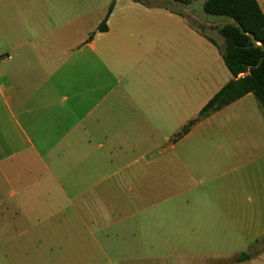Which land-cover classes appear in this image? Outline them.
<instances>
[{
	"label": "rangeland",
	"instance_id": "1",
	"mask_svg": "<svg viewBox=\"0 0 264 264\" xmlns=\"http://www.w3.org/2000/svg\"><path fill=\"white\" fill-rule=\"evenodd\" d=\"M204 1L182 6L147 0L144 7L183 14L207 36L219 38L223 49L218 28L224 21L206 15ZM111 4L115 28L100 37L97 27ZM69 7L91 20L83 45L97 44L94 80L100 45L115 41L117 27L128 22L155 27L150 35L141 29L117 49L136 50V58L149 60L154 73L150 89L141 94L149 92L151 103L169 106L170 123L146 130L148 142L131 133L117 143L29 149L25 176L17 177L14 165L9 183L0 177V234L15 219L43 222L33 240L0 237V264H235L236 259L264 264V110L250 95L183 135V127L227 79L215 81L201 71L198 37H185L174 20L144 13L133 0L55 1V8ZM185 50L188 56L180 60ZM109 68L110 87L117 92L124 84L117 85ZM134 74L146 80L142 69ZM181 75L187 77V90L180 88ZM98 103L94 96L92 106ZM3 107L0 101L1 112ZM208 201L219 203L222 212L191 206ZM204 217L220 220L205 224Z\"/></svg>",
	"mask_w": 264,
	"mask_h": 264
},
{
	"label": "crops",
	"instance_id": "2",
	"mask_svg": "<svg viewBox=\"0 0 264 264\" xmlns=\"http://www.w3.org/2000/svg\"><path fill=\"white\" fill-rule=\"evenodd\" d=\"M44 1H49L50 7H44ZM55 1L0 0V53L11 55V60L0 64V101L4 104V111H0V177L8 183L14 165L17 177L26 175L28 150L35 151V145H103L117 143L119 140L116 139L127 138L131 133L144 136L148 142L151 134L146 130L166 127L170 123L171 108L151 103L149 92L141 94L142 89H150V74L154 73L149 60L136 58L139 54L136 50L117 49L123 42L126 45L128 39L133 40L141 29L150 35L155 27L136 28L130 22L117 27L115 41L100 45L101 55L96 57L100 72L96 73L94 80L93 57L97 44L92 40L87 47L83 45L91 20L87 19L85 12L74 8H55ZM256 1L264 14V0ZM136 4L144 13L174 20L176 28H180L185 37H198L194 41L199 48L201 71H209L215 81L227 78L218 85L217 92L231 80L222 61V41L219 38L215 40L208 36L215 43L212 44L190 28L179 13L164 7L148 8ZM113 16L112 9L107 19V31L97 32L100 37L109 35L115 28ZM184 20L186 25L181 26ZM187 44L185 41V48ZM187 56V50L184 54L181 52L180 60ZM109 66L117 74L113 76L117 78V85L124 84L117 92L110 87ZM137 69L143 70L146 79L143 82L135 78ZM180 81L181 90H187V77L181 75ZM111 95L114 96L112 100ZM94 96L99 98L95 107L92 106ZM23 144L27 147L17 149ZM218 204L213 201L192 202L191 206L222 212ZM223 217L230 222L226 214ZM214 218L204 217L205 224L220 220ZM42 222L39 219H15L0 237L33 240L39 234L35 228L38 229ZM245 262L247 260L236 259L235 264Z\"/></svg>",
	"mask_w": 264,
	"mask_h": 264
},
{
	"label": "trees",
	"instance_id": "3",
	"mask_svg": "<svg viewBox=\"0 0 264 264\" xmlns=\"http://www.w3.org/2000/svg\"><path fill=\"white\" fill-rule=\"evenodd\" d=\"M142 6H149L147 0H133ZM174 4L189 6L198 0H169ZM113 9L110 5L107 14L97 27V32L107 31V19ZM202 11L224 23L218 28L223 39L221 51L224 66L231 75L226 83L200 110L197 118L183 128L182 134L189 132L197 122L246 95H252L258 106L264 110V14L256 0H205ZM180 16L186 17L179 13ZM190 28L208 42L215 44L201 26L189 22Z\"/></svg>",
	"mask_w": 264,
	"mask_h": 264
},
{
	"label": "built area",
	"instance_id": "4",
	"mask_svg": "<svg viewBox=\"0 0 264 264\" xmlns=\"http://www.w3.org/2000/svg\"><path fill=\"white\" fill-rule=\"evenodd\" d=\"M9 60H11V55L10 54L0 53V64L5 62V61H9Z\"/></svg>",
	"mask_w": 264,
	"mask_h": 264
}]
</instances>
